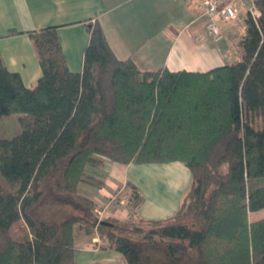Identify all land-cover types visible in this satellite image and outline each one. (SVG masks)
I'll return each instance as SVG.
<instances>
[{
	"label": "trees",
	"instance_id": "trees-1",
	"mask_svg": "<svg viewBox=\"0 0 264 264\" xmlns=\"http://www.w3.org/2000/svg\"><path fill=\"white\" fill-rule=\"evenodd\" d=\"M254 5L241 60L205 72L120 60L98 22L80 73L67 67L58 26L27 32L42 69L32 89L0 53V120L20 126L0 139V264H75L76 225L128 264H264V0ZM173 162L191 184L166 219H143L132 185L125 220L79 192L102 186L107 163ZM20 220L27 231L16 238Z\"/></svg>",
	"mask_w": 264,
	"mask_h": 264
},
{
	"label": "crops",
	"instance_id": "crops-1",
	"mask_svg": "<svg viewBox=\"0 0 264 264\" xmlns=\"http://www.w3.org/2000/svg\"><path fill=\"white\" fill-rule=\"evenodd\" d=\"M199 1L0 0V53L6 68L18 73L24 85L31 89L36 87L42 69L27 32L49 26L59 27L58 36L67 67L75 73L83 71L84 52L90 41L88 26L96 22L102 26L117 58H131L142 70L167 68L171 71L205 72L241 60L243 50L240 41L236 50L233 47L236 46L235 38L228 33L221 43L208 36V18ZM239 1L243 5L239 13L242 19L248 8L254 5V0ZM229 28V31L233 30V26ZM11 30L20 33L8 35ZM234 51H237V56L230 60L228 55ZM132 167L134 164L121 166L110 163L109 168H105L106 182L101 187L83 183L82 187L79 185V192L82 191L100 207L121 186L129 184L140 192L138 183L128 173ZM190 184L191 181L189 187ZM189 187L184 196L176 199L169 217L178 210ZM142 206L139 204V215L146 220H156ZM102 214L123 220L129 216L127 211L118 209H103ZM98 241L97 238L76 241L75 264H128L121 253L98 244Z\"/></svg>",
	"mask_w": 264,
	"mask_h": 264
},
{
	"label": "rangeland",
	"instance_id": "rangeland-1",
	"mask_svg": "<svg viewBox=\"0 0 264 264\" xmlns=\"http://www.w3.org/2000/svg\"><path fill=\"white\" fill-rule=\"evenodd\" d=\"M245 14V19H241L240 15H238V18L236 20L230 22L229 24L222 25V28L224 30V38L217 43L223 42L226 39V35L228 33V35H231L232 38H235L234 41L236 43L234 44L236 46L233 47L238 50L237 47H239V41L241 42V40L245 36L247 28L246 18L249 14L248 11ZM230 26H233V30L231 29V31H229ZM236 52L237 51H234L230 55H228L230 60L235 59V57L237 56ZM19 131L20 126L18 124V119L16 116L4 117L0 120V139H12L19 133ZM109 166L110 163H107L106 168L108 169ZM102 172L104 173L105 169H103ZM128 173L129 176L134 181H136L141 188V196L139 200L140 205H143L142 208L144 209V211H146V213H148V215H150L153 219L171 216V212L174 211H172V209L177 201L176 199H178V197L180 198L183 193L187 191L189 183L191 181V173L189 172L188 168L184 164L179 162L149 165L134 164V167H132V169H130ZM100 180L102 182H106V176L104 175L100 178ZM82 185L83 183L80 186L82 187ZM96 188L99 187L96 186ZM81 193L83 192L81 191ZM132 193L133 189L129 184L121 186L117 189V192H115V194L113 195H110L108 200L105 201V203L101 206L104 208L106 207V209L122 210L123 212L125 210L128 212V215L131 216L132 212L136 208V204L138 201L130 200V198L132 197ZM116 197H118L122 201L121 205H117L115 203L114 198ZM261 215L262 212L258 213L256 216H253L252 219H257ZM25 231H27V227L23 220L18 221L11 230L12 234L16 238H21ZM74 235L76 241H84L87 238H97L99 239L98 244L108 245L107 241L101 238L96 230H93V233H91L90 235H86L85 231H82L81 229H79L78 225H76Z\"/></svg>",
	"mask_w": 264,
	"mask_h": 264
},
{
	"label": "built area",
	"instance_id": "built-area-1",
	"mask_svg": "<svg viewBox=\"0 0 264 264\" xmlns=\"http://www.w3.org/2000/svg\"><path fill=\"white\" fill-rule=\"evenodd\" d=\"M203 13L207 16L206 24L207 32L215 42H220L224 38V30L222 25L229 24L236 20L243 5L238 0L223 2L222 0H200L199 1ZM248 13L257 20L260 16L259 10L255 5L248 8ZM114 201L117 205H121L122 201L116 197ZM104 208V207H103ZM106 210V207L104 208Z\"/></svg>",
	"mask_w": 264,
	"mask_h": 264
}]
</instances>
